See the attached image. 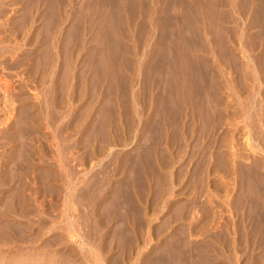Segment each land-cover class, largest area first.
Returning a JSON list of instances; mask_svg holds the SVG:
<instances>
[{
  "label": "rangeland",
  "instance_id": "1",
  "mask_svg": "<svg viewBox=\"0 0 264 264\" xmlns=\"http://www.w3.org/2000/svg\"><path fill=\"white\" fill-rule=\"evenodd\" d=\"M0 15V163H22L1 252L264 264V0H0Z\"/></svg>",
  "mask_w": 264,
  "mask_h": 264
},
{
  "label": "bare ground",
  "instance_id": "2",
  "mask_svg": "<svg viewBox=\"0 0 264 264\" xmlns=\"http://www.w3.org/2000/svg\"><path fill=\"white\" fill-rule=\"evenodd\" d=\"M7 1H8V0H7ZM10 1H11V0H10ZM13 1H14V0H13ZM8 4H9V2H8ZM12 4H13V3H12ZM13 5H14V4H13ZM40 6H41V5H40ZM1 7H2V6H1ZM3 7H4V5H3ZM6 7H7V6H6ZM38 8H39V7H38ZM2 9H3V8H2ZM2 9H1V10H2ZM3 10H4V9H3ZM4 12H5V11H4ZM1 13H2V12H1ZM2 14H4V13H2ZM0 16H1V15H0ZM1 17H3V16H1ZM11 24H12V23H11ZM0 25H2V23H1ZM4 25H5V24H4ZM9 25H10V24H8V26H9ZM1 27H2V26H1ZM11 27H13V25H11ZM3 28H4V27H3ZM0 29H1V28H0ZM9 29H10V28H9ZM3 30H4V29H3ZM16 34H17V33H16ZM14 36H15V35H14ZM28 38H29V37H28ZM2 51H3V50H2ZM2 51H1V52H2ZM4 52H5V51H4ZM6 52H7V51H6ZM11 54H12V53H11ZM14 54H15V53H14ZM16 56H17V55H16ZM6 113H7V112H6ZM4 115H5V113H4ZM7 115H8V114H7ZM188 117H189V116H188ZM10 118H11V117H10ZM10 118H9V119H10ZM5 123H6V122H5ZM8 126H10V125H8ZM6 127H7V126H6ZM12 129H13V128H12ZM9 130H10V129H9ZM12 131H13V130H12ZM107 131H108V130H107ZM3 132H4V131H3ZM9 132H11V131H8V132H7V135H9ZM13 132H14V131H13ZM11 133H12V132H11ZM1 135H2V134H1ZM13 135H14V134H13ZM3 137H4V136H3ZM0 138H1V137H0ZM5 138H11V137H9V136H5ZM13 138H14V137H13ZM6 140H7V139H6ZM181 140H182V139H181ZM11 141H12V140H11ZM4 142H5V141H4ZM115 142H116V140H115ZM5 143H7V142H5ZM57 146H58V145H57ZM9 148H10V147H9ZM100 148H101V147H100ZM6 149H7V148H6ZM103 150H104V149H103ZM12 152H13V151H10V150L7 151V152H6V155H7L8 160H6V161L3 160L4 162L1 161V163H0V186H2V187H3V186H6V187H7L6 189L1 188L0 193H2V195L0 194V206L3 204V203H2L3 201H1V200L4 199L3 197H7L9 192L11 193V191H10L11 186H12V183H11L12 180H11V179H13V178H10V174L12 175V172H11V169H10V168H12L11 166H13V168H15V166H17V164H18L19 166L22 164V163L19 164L20 162L17 163V164H15V160H14V158H13L14 156H12V154H13ZM3 155H4V154H3ZM0 156H2V155H0ZM166 156H167V155H166ZM2 157H3V156H2ZM4 157H5V156H4ZM56 157H57V156H56ZM27 158H28V157H27ZM29 158H30V157H29ZM29 158H28V159H29ZM24 159H25V158H24ZM162 159H163V158H162ZM173 159H174V158H173ZM219 159H220V158H219ZM0 160H2V159H0ZM17 160H18V159H17ZM30 160H31V158H30ZM120 160H121V159H120ZM31 161H32V160H31ZM111 161H112V160H111ZM115 161H116V160H115ZM126 161H127V160H126ZM221 161H222V160H221ZM223 161H225V160H223ZM120 162H122V161H120ZM120 162H119V163H120ZM124 162H125V161H124ZM135 162H136V161H135ZM216 162H217V161H216ZM28 163H29V161H28ZM30 163H31V162H30ZM34 163H35V162H34ZM108 163H109V162H108ZM114 163H115V162H114ZM224 163H225V162H224ZM224 163H223V164H224ZM12 164H14V165H12ZM36 164H37V163H36ZM110 164H111V163H110ZM9 165H10V167H9ZM27 165H29V164H27ZM33 165H34V164H33ZM38 165H39V164H38ZM103 165H104V164H103ZM120 165H121V163H120ZM168 165H170V164H168ZM225 165H226V164H225ZM225 165H224V166H225ZM22 166H23V165H22ZM34 166H35V165H34ZM34 166H33V167H34ZM109 166H110V165H109ZM113 166H115V165H113ZM133 166H137V165H132V167H133ZM144 166H145V165H144ZM153 166H154V165H153ZM153 166H152V167H153ZM215 166H216V165H215ZM217 166H219V165H217ZM20 168H21V166H20ZM29 168H30V167H29ZM31 168H32V167H31ZM37 168H38V167H37ZM126 168H127V167H126ZM217 168H218V167H217ZM223 168H224V167H223ZM225 168H226V167H225ZM38 169H39V168H38ZM48 169H49V168H48ZM59 169H60V168H59ZM114 169H115V168H114ZM134 169H137V170H138L139 168H138V167H136V168L134 167ZM164 169H165V168H164ZM26 170H27V169H26ZM35 170H36V169H35ZM118 170H119V168H118ZM118 170H117V171H118ZM156 170H157V169H156ZM13 171H14V170H13ZM20 171H21V170H20ZM23 171H24V170H23ZM49 171H50V170H49ZM53 171H54V170H53ZM59 171H60V170H59ZM98 171H99V170H98ZM128 171H129V170H128ZM132 171H133V170H132ZM135 171H136V170H134V172H135ZM158 171H159V170H158ZM56 172H57V171H56ZM99 172H100V171H99ZM113 172H114V171H113ZM125 172H126V171H125ZM136 172H137V171H136ZM15 173H16V172H15ZM21 173H22V172H21ZM100 173H101V172H100ZM100 173H99V174H100ZM102 173H103V172H102ZM117 173L121 174V171H120V172H117ZM156 173H157V172H156ZM24 174H25V173H24ZM24 174H23V176H24ZM93 174H94V173H93ZM97 174H98V173H96V177L98 176ZM110 174L113 175L112 173H110ZM131 174H132V173H131ZM135 174H137V173H135ZM135 174H134V175H135ZM140 174H141V173H140ZM18 175H19V174H18ZM165 175H166V174H165ZM12 176H13V175H12ZM14 176H15V175H14ZM19 176H20V175H19ZM19 176H18V178H19ZM108 176H109V175H108ZM114 176H115V175H114ZM116 176H117V175H116ZM128 176H129V175H128ZM20 177H21V176H20ZM26 177H27V176H26ZM96 177L94 176L93 179H97ZM102 177H103V176H102ZM105 177H106V176H105ZM125 177H126V175H125ZM18 178H17V179H18ZM99 178H100V177H99ZM103 178H104V177H103ZM109 178H110V177H109ZM129 178H130V177H129ZM29 179H30V178H29ZM32 179H33V178H32ZM34 179H35V178H34ZM13 180H14V179H13ZM18 180H19V179H18ZM18 180H17V181H18ZM23 180L25 181V179H23ZM23 180L20 181V183L22 182V184H23ZM101 180H102V179H101ZM125 180H127V179H125ZM149 180L151 181V179H149ZM166 180H167V179H166ZM17 181H16V182H17ZM26 181H27V180H26ZM113 181H115V180H113ZM118 181H119V180H118ZM128 181H129V180H128ZM150 181H149V183H150ZM12 182H13V181H12ZM16 182H15V183H16ZM91 182H92V181H91ZM164 182H165V181H164ZM20 183H19V184H20ZM24 183H25V182H24ZM29 183H30V182H29ZM31 183H32V182H31ZM95 183H96V182H95ZM126 183H127V182H126ZM147 183H148V182H147ZM149 183H148V184H149ZM26 184H27V182H26ZM34 184H35V183H34ZM34 184H33V185H34ZM38 184H39V183H38ZM96 184H97V183H96ZM102 184H103V183H102ZM102 184H101V186H102ZM115 184H116V183H115ZM117 184H118V183H117ZM120 184H122V183H120ZM144 184H145V183H144ZM31 185H32V184H31ZM89 185H90V184H89ZM89 185H88V186H89ZM127 185H128V184H127ZM14 186H15V185H14ZM22 186H25V185H22ZM26 186H28V185H26ZM90 186H91V185H90ZM93 186H94V183H93ZM95 186H96V185H95ZM30 187H31V186H29V188H30ZM97 187H98V186H97ZM116 187H117V186H116ZM123 187H124V186H123ZM18 188H19V187H18ZM25 188H26V187H25ZM25 188H21V189L24 191ZM148 188H149V187H148ZM13 189H14V187H13ZM30 189L32 190V188H30ZM39 189H40V188H39ZM88 189H89V187H88ZM96 189H97V188H96ZM99 189H101V188H99ZM116 189H117V188H116ZM122 189H123V188H122ZM151 189H153V188L151 187ZM11 190H12V189H11ZM28 190H29V189H28ZM35 190H36V189H35ZM89 190H90V189H89ZM94 190H95V189H94ZM124 190H125V189H124ZM262 190H263V189H262ZM26 191H27V190H26ZM29 192H30V190H29ZM32 192H33V191H32ZM34 192H35V191H34ZM84 192H85V191H84ZM86 192H88V191H86ZM149 192H150V191H149ZM22 193L25 194L24 192H22ZM105 194H106V193H105ZM121 194H123V193H121ZM10 195L13 196L12 193H11ZM25 195H26V194H25ZM27 195H28V194H27ZM103 195H104V194H103ZM116 195H117V194H116ZM139 195H140V194H139ZM12 196H11V197H12ZM19 196H21V195L19 194ZM125 196H126V194H125ZM140 196H141V195H140ZM263 196H264V195H263ZM22 197H23V196H22ZM86 197L88 198V196H86ZM114 197H116V196H114ZM136 197H137V195H136ZM2 198H3V199H2ZM8 198L10 199V196H9ZM18 198H19V197H18ZM20 198H21V197H20ZM25 198H26V197H25ZM92 198H93V197H92ZM121 198H123V197H121ZM118 199H119V197H118ZM259 199H260V198H259ZM21 200H22V198H21ZM21 200H20V201H21ZM25 200H28V197H27V199H25ZM102 200H103V199H102ZM104 200H105V198H104ZM122 200H123V199H122ZM129 200H130V198H129ZM134 200H137V198L134 199ZM249 200H250V197H249ZM254 200H255V199H254ZM5 201H6V200H5ZM11 201H12V200H11ZM11 201L9 202V200H7L6 203H7V204H8V202L11 203ZM15 201H16V199H15ZM18 201H19V200H18ZM99 201H100V200H99ZM114 201H115V200H114ZM116 201H117V200H116ZM242 201H243V200H242ZM23 202H24V201H23ZM126 202H127V201H126ZM132 202H133V201H132ZM247 202H251V201H247ZM6 203H4V204H6ZM99 203H100V202H99ZM113 203H114V202H113ZM118 203H119V202H118ZM135 203H136V202H135ZM229 203H230V202H229ZM240 203H241V202H240ZM14 204H15V203H14ZM16 204H17V203H16ZM23 204H24V203H23ZM129 204H130V203H129ZM133 204H134V203H133ZM255 204H256V203H255ZM9 205H10V204H9ZM18 205H20V204H18ZM21 205H22V201H21ZM96 205H97V203H96ZM124 205H125V204H124ZM139 205H140V203H139ZM139 205H138V206H139ZM93 206H95V204H94ZM114 206H115V205H114ZM204 206H205V205H204ZM2 207H4V205H2ZM2 207H1V208H2ZM7 207H8V206H7ZM7 207H6V208H7ZM11 207H12V206H11ZM96 207H97V206H96ZM136 207H137V205H136L135 207H133V208H136ZM151 207H153V206H151ZM259 207H260V206H259ZM1 208H0V210H1ZM4 208H5V207H4ZM9 208H10V207H9ZM14 208H16V207H14ZM14 208H13V209H14ZM23 208H24V206H23ZM23 208H22V209H23ZM128 208H129V207H128ZM140 208H141V206H140ZM148 208H149V207H148ZM257 208H258V207H257ZM7 209H8V208H7ZM11 209H12V208H11ZM13 209H12V210H13ZM17 209H18V208H17ZM5 210H6V209H4V212H6ZM127 210H128V209H127ZM134 210H138V209H134ZM142 210H143V209H142ZM7 211H8V210H7ZM131 211H132V210H131ZM17 212H18V211H17ZM18 213H19V212H18ZM134 213H135V212H134ZM4 215H5V214H4ZM10 215H11V214H8V217H9ZM13 215H14V213H13ZM16 215H17V214H16ZM2 216H3V213H2ZM2 216L0 217V219H1V218H4V216H3V217H2ZM6 216H7V213H6L5 217H6ZM15 217H16V216H15ZM138 217H139V216H138ZM16 219H17V218H16ZM141 220H142V219H141ZM143 221H144V220H143ZM258 221H259V220H258ZM261 221L263 222V220H261ZM249 222H250V220H249ZM4 223H5V222H4ZM4 223H2V224H4ZM16 223H17V222H16ZM21 223H22V222H20V224H21ZM39 223H40V222H39ZM6 224H7V223H6ZM9 224H10V223H9ZM36 224H37V223H36ZM125 224H126V223H125ZM145 224H146V223H145ZM205 224H206V223H205ZM205 224H204V225H205ZM7 225H8V224H7ZM10 225H11V224H10ZM24 225H25V224H24ZM37 225H39V224H37ZM248 225H249V224H248ZM251 225H252V224H251ZM4 226H5V224H4ZM19 226H20V225H19ZM192 226H193V223H192ZM195 226H196V225H195ZM200 226H201V225H200ZM224 226H225V225H224ZM226 226H227V225H226ZM0 227H1V226H0ZM24 227H25V226H24ZM42 227H43V226H42ZM70 227H71V226H70ZM105 227H106V226H105ZM203 227H204V226H203ZM256 227H258V226H256ZM3 228H4V227H3ZM22 228H23V227H22ZM22 228H21V229H22ZM29 228H30V227H29ZM40 228H41V227H40ZM124 228H125V227H124ZM126 228H127V227H126ZM199 228H200V227H199ZM199 228H198V229H199ZM201 228H202V227H201ZM207 228H208V227H207ZM207 228H205V229H207ZM263 228H264V227H263ZM26 229H28V228H26ZM38 229H39V228H38ZM189 229H190V228H189ZM191 229H193V228H191ZM239 229H240V228H239ZM256 229H258V228H256ZM7 230H8V229H6L5 231H7ZM15 230H16V229H15ZM28 230H29V229H28ZM33 230H34V229H33ZM40 230H41V229H40ZM40 230H39V231H40ZM193 230H194V229H193ZM228 230H229V229H228ZM236 230H237V229H236ZM240 230H241V229H240ZM263 230H264V229H263ZM26 231H27V230H26ZM26 231H24V232H26ZM35 231H36V230H34V232H35ZM129 231H130V230H129ZM137 231H138V230H137ZM139 231H140V230H139ZM190 231H192V230H190ZM194 231H195V230H194ZM220 231H221V230H220ZM220 231H219V232H220ZM230 231H231V230H230ZM255 231H256V230H255ZM24 232H22V233H24ZM36 232H37V231H36ZM40 232H41V231H40ZM150 232H151V231H150ZM205 232H207V231H205ZM238 232H240V231H238ZM261 232H262V231H261ZM261 232H260V234H261ZM9 233H10V231H9ZM37 233H39V232H37ZM126 233H127V232H126ZM126 233H125V234H126ZM153 233H154V232H153ZM190 233H191V232H190ZM194 233H195V232H194ZM217 233H218V232H217ZM223 233H224V232H223ZM28 234H29V233H28ZM34 234H35V233H34ZM41 234H43V233H41ZM130 234H131V233H130ZM247 234H248V232H247ZM250 234H251V233H250ZM13 235H14V234H13ZM13 235H12V236H13ZM32 235H33V234H32ZM81 235H82V234H81ZM94 235H96V234H94ZM104 235H106V234H104ZM104 235H103V236H104ZM153 235H154V234H153ZM225 235H227V234H225ZM241 235H242V234H241ZM261 235H262V234H261ZM23 236H24V235H23ZM30 236H31V235H30ZM30 236H29V237H30ZM36 236H37V234H36ZM41 236H42V235H41ZM49 236H50V235H49ZM56 236H57V235H56ZM75 236H77V233L75 234ZM84 236H85V235H84ZM97 236H98V235H97ZM99 236H100V235H99ZM121 236H123V235H121ZM121 236H120V237H121ZM124 236H125V235H124ZM128 236H129V235H128ZM147 236L149 237V235H147ZM213 236H214V235H213ZM238 236H239V235H238ZM16 237H17V236H16ZM80 237H81V236H80ZM88 237H89V236H88ZM93 237H94V236H93ZM111 237H112V236H111ZM132 237H133V236H132ZM137 237H138V236H137ZM139 237H140V236H139ZM184 237H185V236H184ZM263 237H264V236H263ZM19 238H20V237H19ZM23 238H24V237H23ZM23 238H21V239H23ZM31 238H32V236H31ZM81 238H82V237H81ZM83 238H84V237H83ZM118 238H119V237H118ZM133 238H134V237H133ZM150 238H151V237H150ZM179 238H180V237H179ZM209 238H210V237H209ZM223 238H224V237H223ZM241 238H242V237H241ZM3 239L7 240L5 237H4ZM21 239H19V240H21ZM29 239H30V238H29ZM49 239H50V238H49ZM51 239H52V237H51ZM51 239H50V240H51ZM57 239H58V237H57ZM87 239H88V238H87ZM97 239H98V238H97ZM97 239H95V240H97ZM101 239H103V237H102ZM137 239H138V238H137ZM137 239H134V240H136V241H134V242H137ZM147 239H148V238H147ZM181 239H182V238H181ZM210 239H211V238H210ZM263 239H264V238H263ZM5 240H4V241H5ZM16 240H17V239H16ZM19 240H18V241H19ZM24 240H25V238H24ZM32 240H34V239L32 238ZM36 240H37V239H36ZM40 240H41V239H40ZM58 240H59V239H58ZM84 240H85V238H84ZM107 240H108V239H107ZM132 240H133V239H132ZM148 240H149V239H148ZM225 240H226V239H225ZM225 240H224V241H225ZM249 240H250V239H249ZM253 240H254V239H253ZM261 240H262V239H261ZM0 241H1V240H0ZM21 241H22V240H21ZM21 241H20V242H21ZM34 241H35V240H34ZM37 241H38V240H37ZM45 241H46V240H45ZM91 241H94V239L92 240V237H91ZM102 241H103V240H102ZM110 241H112V240H110ZM118 241H119V240H118ZM120 241H121V240H120ZM8 242H11V241L8 240ZM27 242H28V241H27ZM57 242H58V241H57ZM83 242H84V241H83ZM95 242H96V241H95ZM99 242H101V241H99ZM129 242H130V241H129ZM146 242H147V241H146ZM168 242H169V241H168ZM205 242H206V241H205ZM205 242H204V243H205ZM222 242H223V241H222ZM237 242H238V241H237ZM252 242H253V241H252ZM259 242H260V241H259ZM13 243H14V241H13ZM34 243H36V241H35ZM34 243H31L32 247H36V246L34 245ZM47 243H48V242H47ZM84 243H85V242H84ZM141 243H142V242H141ZM175 243H176V241H175ZM193 243H194V242H193ZM240 243H241V242H240ZM240 243H239V244H240ZM242 243H243V242H242ZM253 243H254V242H253ZM253 243H252V244H253ZM256 243H257V242H256ZM263 243H264V242H263ZM263 243H262V244H263ZM8 244H10V243H6V245H8ZM11 244H12V243H11ZM14 244H16V243H14ZM20 244H21V243H20ZM24 244H25V243H24ZM96 244H97V242H96ZM106 244H107V243H106ZM131 244H132V243H131ZM134 244L137 245V243H134ZM139 244H140V243H139ZM139 244H138V245H139ZM168 244H169V243H168ZM200 244H201V243H200ZM246 244H247V243H246ZM250 244H251V243H250ZM250 244H249V246H250ZM252 244H251V246H252ZM254 244H255V243H254ZM1 245H2V243H1ZM4 245H5V244H4ZM17 245H18V244H17ZM31 245H30V247H31ZM33 245H34V246H33ZM38 245H39V244H38ZM40 245H41V244H40ZM44 245H46V244H44ZM51 245H52V244H51ZM51 245H49V246H51ZM93 245H94V243H93ZM109 245H110V244H109ZM136 245H135V246H136ZM138 245H137V246H138ZM172 245H173V244H172ZM242 245H243V244H242ZM255 245H256V244H255ZM41 246H42V245H41ZM41 246H40V247H41ZM55 246H56V245H55ZM80 246H81V245H80ZM97 246H98V244H97ZM100 246H101V243H100ZM104 246H105V245H104ZM115 246H116V245H115ZM115 246H114V247H115ZM131 246H132V245H131ZM153 246H154V245H153ZM166 246H167V245H166ZM179 246H180V245H179ZM253 246H254V245H253ZM6 247H7V246H6ZM14 247H15V246H14ZM32 247H31V248H32ZM38 247H39V246H38ZM110 247H111V246H110ZM110 247H108V248H110ZM225 247H226V246H225ZM227 247H229V246H227ZM230 247H231V246H230ZM246 247H247V246H246ZM31 248H30V249H31ZM54 248H55V247H53V249H54ZM95 248H96V247H95ZM97 248H98V247H97ZM102 248H103V247H102ZM117 248H118V246H117ZM217 248H218V247H217ZM236 248H237V247H236ZM236 248H235V249H236ZM241 248H242V247H241ZM244 248H245V247H244ZM252 248H253V247H252ZM103 249H104V248H103ZM105 249H106V248H105ZM122 249H123V248H122ZM128 249H129V248H128ZM151 249H152V248H151ZM151 249H150V250H151ZM195 249H196V248H195ZM199 249H200V248H199ZM263 249H264V248H263ZM10 250H11V248L9 249V251H10ZM25 250H26V249H25ZM34 250H35V249H34ZM38 250H39V248H38ZM106 250H108V249H106ZM126 250H127V249H126ZM130 250H131V249H130ZM130 250H129V252H133V251H130ZM132 250H133V249H132ZM150 250H149V255H150ZM177 250H178V248H177ZM185 250H186V249H185ZM232 250H233V249H232ZM232 250H231V251H232ZM248 250H251V249H248ZM254 250H256V249H254ZM5 251H6V250H5ZM30 251H32V249L29 250V252H30ZM98 251H99V250H98ZM110 251H111V250H110ZM110 251H109V252H110ZM112 251H113V250H112ZM112 251H111V252H112ZM121 251H122V250H121ZM152 251H153V249H152ZM156 251H157V250H156ZM174 251H175V250H174ZM0 252H1V251H0ZM26 252H27V251H26ZM29 252H27V253H29ZM45 252H46V250H45ZM99 252H101V251H99ZM107 252H108V251H107ZM107 252H106V253H107ZM109 252H108V253H109ZM124 252H125V251H124ZM124 252H123V253H124ZM127 252H128V251H127ZM137 252H138V251H137ZM183 252H184V251H183ZM241 252H242V251H241ZM259 252H260V251H259ZM1 253H3V254H2V255L0 254V255H1V258H0V259L3 258L4 260H8V263H7V264H14L15 262H16V263L19 262L18 264H43V261H42L43 258L40 259V257H41L40 255H41V254H39V253H30V256H32V255H33V256H34V255H35V256H40V257H37V258H36V257L33 258V257H30V256H29V257H24L25 252H23L21 248H19L17 251H14V252H13V250H12V253H10V254L4 253L3 250H2ZM27 253H26V254H27ZM46 253H47V252H46ZM116 253H117V252H116ZM116 253H114V254H115L116 256L119 257L120 255H117ZM123 253H122V254H123ZM138 253L140 254V252H138ZM138 253H137V254H138ZM176 253H177V251H176ZM196 253H197V252H196ZM221 253H222V252H221ZM247 253H248V252H247ZM135 254H136V253H135ZM135 254H134V255H135ZM137 254H136V255H137ZM172 254H174V253H172ZM198 254H199V252H198ZM200 254H201V253H200ZM200 254H199V255L196 254V255L201 257L202 255H200ZM259 254H260V253H259ZM61 255H62V254H61ZM61 255H59V256H61ZM84 255H85V254H84ZM92 255H93V254H92ZM104 255H105V254H104ZM109 255H110V254H109ZM125 255H127V254H125ZM132 255H133V254H132ZM136 255H135V257H136ZM145 255H146V254H145ZM147 255H148V253H147ZM149 255H148V256H149ZM152 255H154V254H152ZM176 255H177V254H176ZM178 255H179V254H178ZM178 255H177V257H178ZM181 255H182V254H181ZM186 255H187V254H186ZM188 255H189V254H188ZM191 255H192V254H191ZM193 255H194V254H193ZM196 255H195V256H196ZM248 255H249V254H248ZM45 256H46V255H45ZM88 256H89V255H88ZM97 256H99V255H97ZM140 256H141V255H140ZM159 256H160V255H159ZM168 256H169V254H168ZM184 256H185V254H184ZM195 256H193V257H195ZM197 256H196V257H197ZM245 256H246V255H245ZM245 256H244V259H245ZM85 257H86V256H85ZM89 257H90V256H89ZM100 257H102V256H100ZM105 257H106V256H105ZM123 257H125V260L127 259L126 256H123ZM149 257H151V255H150ZM157 257H158V256H156V259H155V257H154V259L157 260ZM165 257H167V256H165ZM171 257L174 258V257H176V256H172V255H171ZM181 257H182V256H181ZM189 257H190V256H189ZM206 257H207V253H206V256L203 255V258L206 259ZM208 257H209V256H208ZM212 257H213V255H212ZM217 257H218V256H217ZM226 257H227V256H226ZM234 257H235V256H234ZM35 258H36V259H35ZM58 258H59V257H58ZM78 258H79V257H78ZM95 258H96V257H94V259H95ZM98 258H99V257H98ZM113 258H115V257L113 256ZM128 258H130V256H129ZM139 258H140V257H139ZM139 258H138V259H139ZM141 258H142V257H141ZM141 258H140V259H141ZM146 258H147V257L144 258L146 261H147V260L150 261L148 258H147V259H146ZM151 258L153 259V257H151ZM162 258H163V257H161V258L158 260V262H159V261L161 262V260H162L163 262H166V261H164L165 259H164V258L162 259ZM173 258H171V259H173ZM185 258H188V257L185 256ZM185 258H184V259H185ZM201 258H202V257H201ZM210 258H211V257H210ZM248 258H249V257H248ZM45 259H46V258H45ZM45 259H43V260L45 261ZM50 259H52V257H51ZM86 259H87V258H86ZM91 259H92V258H91ZM91 259H90V261H91ZM96 259H97V258H96ZM96 259L93 260V261L96 262ZM110 259H111V256H110ZM117 259H118V258H117ZM121 259H122V257H121ZM133 259H134V258H133ZM133 259H132V260H133ZM152 259H151V260H152ZM179 259H180V258H179ZM188 259H189V258H188ZM188 259H187V260H188ZM191 259H192V257H191ZM193 259L195 260V258H193ZM205 259H204V260H205ZM213 259H214V257H213ZM213 259L211 258L210 261H208V260H209V258H208V259H207L208 264H209L210 262H211V263H214V262H212ZM218 259H219V258H218ZM262 259H263V258H262ZM39 260H40V261H39ZM47 260H49V259H47ZM47 260H46V261H47ZM78 260H79V259H78ZM100 260H101V259H100ZM122 260H123V259H122ZM141 260H142V259H141ZM145 260H144V262H145ZM173 260H174V259H173ZM177 260H178V259H177ZM182 260H183V259H182ZM211 260H212V261H211ZM2 261H3V260H2ZM26 261H27V262H26ZM61 261H62V260H61ZM61 261H60V262H61ZM68 261H69V260H68ZM97 261H98V259H97ZM114 261H115V260H114ZM120 261H121V260H120ZM127 261H128V260H126V263H127ZM136 261H137V260H136ZM185 261H186V259L184 260V262H185ZM188 261H189V260H188ZM223 261H224V260H223ZM261 261H262V260H261ZM24 262H25V263H24ZM56 262H57V261H56ZM69 262H70V261H69ZM74 262H75V261H74ZM80 262H81V261H80ZM99 262H100V261H99ZM99 262H98V263H99ZM105 262H106V261H105ZM110 262H111V261H110ZM110 262L108 261V263H110ZM117 262H119V261H117ZM121 262H122V261H121ZM129 262H130V259H129ZM151 262H152V261H151ZM154 262H155V261H154ZM172 262H173V261H172ZM186 262H187V261H186ZM196 262L198 263V261H196ZM202 262H203V261H202ZM202 262H201V263H202ZM217 262H218V261H217ZM235 262H236V261H235ZM257 262H258V261H257ZM259 262H260V261H259ZM2 263H3V262H2ZM2 263H1V264H2ZM53 263H54V262H53ZM64 263H65V262H64ZM112 263H113V262H112ZM112 263H110V264H112ZM123 263H124V261H123ZM126 263H125V264H126ZM132 263H133V262L131 261V263H129V264H132ZM161 263H162V262H161ZM178 263H179V261H178ZM181 263H182V261L180 262V264H181ZM190 263H191V262H189V264H190ZM219 263H221V262H219ZM219 263H218V264H219ZM49 264H50V263H49ZM60 264H61V263H60ZM76 264H77V263H76ZM99 264H100V263H99ZM101 264H102V263H101ZM103 264H105V263L103 262ZM120 264H122V263H120ZM127 264H128V263H127ZM137 264H138V263H137ZM143 264H144V263H143ZM150 264H151V263H150ZM152 264H153V263H152ZM156 264H157V263H156ZM163 264H164V263H163ZM169 264H170V262H169ZM174 264H175V263H174ZM206 264H207V263H206ZM223 264H225V263H223ZM245 264H246V263H245ZM247 264H248V263H247ZM250 264H252V263H250ZM255 264H256V263H255Z\"/></svg>",
  "mask_w": 264,
  "mask_h": 264
}]
</instances>
